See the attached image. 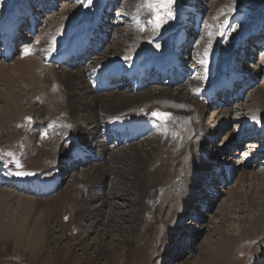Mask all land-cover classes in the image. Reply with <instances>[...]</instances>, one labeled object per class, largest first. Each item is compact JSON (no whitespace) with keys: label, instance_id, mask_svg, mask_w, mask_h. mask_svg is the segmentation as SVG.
Wrapping results in <instances>:
<instances>
[{"label":"bare ground","instance_id":"bare-ground-1","mask_svg":"<svg viewBox=\"0 0 264 264\" xmlns=\"http://www.w3.org/2000/svg\"><path fill=\"white\" fill-rule=\"evenodd\" d=\"M193 1L196 4H193ZM220 1V4H229L227 0ZM229 1L230 3L232 2L230 6L234 7L237 5L236 0ZM138 2L133 5L131 10L129 9L128 12L125 11V14H127L130 19L134 17L136 18L134 22L135 25L141 21L142 16L138 12ZM239 2L241 3L242 0H240ZM19 3L20 2L18 0H6V2H4L2 5V9L0 6V11L2 10L1 15L3 14V18L5 17V15H9L10 13L18 14L13 6ZM185 3V5H187L189 1H186ZM191 3L192 4L190 8L192 9H196V7L203 8V6H207L206 0H192ZM75 9H78V5L76 7L66 6L60 13L55 15L49 14L53 20L49 21L50 23H47V25L42 27V32L40 28V30L37 28L39 32L37 41L38 47L41 52L49 51V49L54 45L57 38L65 36L68 32L71 31L72 26H74L76 30L79 31V34L82 33V31L80 30H82L84 27L81 25V22L84 19H79L77 22H74L76 15ZM214 11L215 8L211 12V23L215 18L213 14ZM262 15L264 16V13ZM42 22L44 21L42 20ZM213 25L214 24H212V26ZM154 26L155 25L152 24V27H150L148 30L152 32H156V30H159L158 28H154ZM185 26H187V24H185ZM215 30H217L216 25L213 31H209L210 35L207 36V38L209 39V43L207 45L201 44L200 48H198L199 50L197 55H200L199 62L203 63L204 67L206 65L208 68L216 66V69L219 70L224 64L229 65L230 63H233L234 60H238L240 58V54L236 51L234 45H232L231 43H225L221 45L222 50L220 52H217L215 50V46L218 41H216L217 32L215 33ZM140 33H142L141 30L132 28V25L129 26L128 30L119 29L118 34L122 35V37H125L124 40L114 39L113 42L109 44V48L112 51V54L110 56H95L101 59L103 58V61L99 60L93 64V66H95V69H115L120 66H127L128 59L126 60V57L133 58V56L135 57L136 54L148 52V50H146L149 49L147 46V40L148 38H150V35L147 34V36H142L140 35ZM157 36L158 34H155V36L153 35L152 37ZM155 44L151 45L154 48L150 49L148 53H153V55L157 56L158 58L163 57V55L167 51H171L170 46H164L163 43H159L160 48L157 49L155 47ZM210 46H212V48H210ZM132 47H134V51L131 50ZM205 52H207L208 54L205 55ZM254 56H256V54H254ZM8 65L9 64H7V62H0V85H4V90L2 89L4 96L2 99L0 98L3 101V104L0 105V117L2 116L3 118V115L12 114L13 111L21 110L24 107L22 105V102L23 95L25 93L30 95V99L34 98L35 100H37V102L43 103L44 100H48L49 105H47V107H51V114H53L54 111H57L58 114L61 110V112L63 111L62 120L67 119L73 122L69 124L67 121L66 127L70 129L69 131L71 133L68 132V134L70 133V137L72 136L75 139L71 142L72 139H69L70 141H68L66 138H64L66 136L60 138V140L62 139L64 143V151H69L71 154L68 155L66 154V152L64 153L63 150L61 151L62 158L60 159L57 169H59L61 172V166L67 167L69 164H71V161L75 160L73 152L76 150V148H81L88 154L94 153L95 149V151L103 156L104 162L96 165L94 164V166H92L94 170L90 169L91 171L93 170L92 173H89L86 170L84 171L83 176L76 177L73 180L72 184L74 185H72L73 187H71L73 189H69L68 191V188H65L64 190L59 192L62 200L69 203L71 202L73 203V205L75 204V206H78V208L76 209L78 216L75 222L83 224L84 221L86 222L85 219H90L94 223H92V225H94L92 232H94V230H96L98 225L100 224V221H102L101 212L104 210L105 206H110V212H112L110 220L115 221V214H120V216L126 215L127 219L124 221L122 220V227L119 230L121 231L123 228L125 229L126 226L124 225V223L125 221H129L130 225L127 226V228H129L131 233H134L135 235V232L140 230L138 229L140 228L141 224L140 219L143 215L142 212L145 209V204L143 201L146 199L145 197L148 196V190L151 186H149L146 180L152 183L151 179L153 178L154 185L155 182L161 184V180L164 177H166V181L169 180L167 172L165 173L163 171V169H165V165L163 166L164 161L163 157L161 159V156L164 151L160 150L162 149L160 144L164 145V143L167 141V146L174 144L176 146V149L174 147L173 149L180 152V155L172 153L175 160L178 159V161H174L175 163L172 164V168L174 169L173 180H178L179 182L178 187H175L176 189L172 190V192H169L170 194H172L169 198V202L175 201V203H173L170 208H181L182 212H184L185 215H189L193 213V210L196 208V206L200 209V203L201 205L204 203L207 206L206 210L208 208H211L214 202L220 196V194L217 195L219 193V191L217 190V185L223 182L219 180L220 174H216L214 170L218 165L222 166L223 163L233 164L230 163L231 161H228L229 158L227 157L231 149H227L226 147L228 145L234 144L236 146L235 148L238 149L237 143L235 144V142H237V132L235 131V128L236 126H238L237 124H239L240 121L236 120L237 117L232 115V110L230 111L228 107L222 108L221 106H217L213 108L211 104H207L193 95V92L195 90L203 87V83L206 80H209L208 76L202 73L199 77L192 78L187 84L178 86V88H160L157 86L156 89H152L150 91L144 90L137 91L135 93L132 90H128L122 92L119 95H116L118 91L116 93L107 92L104 94L98 93L92 88L90 81H88L87 79V74H85L90 67L88 69L79 68L78 70H69L66 68V66H64L62 70H59L56 66L48 65L46 64L45 60H41L39 57L34 56H29L25 59L17 58L14 64L10 66ZM249 67H252L249 68L252 70V72L254 70L255 72H257L258 70L257 67H254V65L252 64ZM22 83H26V86H23ZM256 93L257 96H255V98L253 99V104H255L256 106L255 114L258 115L260 111L264 113V85L259 87L256 90ZM46 95L47 98H45ZM0 96L2 97V95ZM58 98H60L61 100L59 104H56L55 102L56 100H58ZM27 99L28 97L24 99L25 103ZM62 105L65 106L63 110L61 108ZM33 106L34 105H32V107ZM208 106H212V108L214 109L213 116L215 117V119L213 120V126H210L211 124L207 125L201 123L203 116L208 111ZM242 107H244V105ZM155 108L162 109L167 113L170 112L172 114V117L169 120L164 121L166 123L170 122V127L167 129L165 128V126H162L154 133L157 134V132H160L162 134V136L157 137L156 140H158V144L154 143L156 146H152L154 145L153 142L149 141L150 139H146L143 142H150L147 145L152 146L151 148H143L141 144H138V146L131 144L127 146L130 148V150H127L126 148H120L116 151L109 149L108 145H106V142H104L105 139L102 135V129H98L99 127H102L103 124H106L105 120L107 121L113 116H122L126 112L128 113V111L130 110L131 112L134 111L133 114L137 115V111L139 110L145 109L150 113ZM36 110L42 111V108H36ZM46 113L48 112L46 111ZM142 114H145L144 111L142 112ZM37 115L42 116L39 112ZM259 117H263L264 120V114L260 115ZM234 122L236 123L234 125L235 128L231 130L232 132L230 130L225 132L224 140L219 143V147H217V145L212 146L215 150L211 152V157L207 158V155L204 156L203 152L205 151V154H207V151L209 150L208 146L210 145V143L214 144V142L216 141L215 138L219 135V132L228 129L234 124ZM81 123H87V126L83 127L81 126ZM256 123L264 127V121L262 122L260 120H256ZM88 125H91L92 128L89 129ZM154 134L150 138H153ZM172 134L175 135V137H173ZM28 137L30 142H33L35 140V138L33 137ZM54 138L55 140L58 139L56 134L54 135ZM40 143L44 145L45 142ZM251 147L257 148L256 145H252ZM221 150L223 151L224 155H221ZM252 150V153H254L255 150ZM154 154L158 156L154 157ZM234 156L238 158L237 155ZM237 158L234 159L235 161L237 160V164L233 166L235 168L242 166L241 170H243V168L246 166L244 165L241 158ZM158 160L160 161V165L162 166L157 168V171H155L154 173H149L150 167L155 165V162ZM166 166L167 169H171V164ZM161 171L164 172V174L161 173ZM250 171L247 173H245L246 171L241 172L239 178L240 180L238 181V183L236 185H233L230 191L224 190V192L232 194V198H240L241 202L243 201L246 206L250 205V203L252 202H255V199L258 198L261 208L258 209L260 210V212L257 219L259 217L260 219L257 221H252L250 223V227L241 232L240 235L243 236V240H241L239 236H224L222 240L223 243L221 244L218 253L209 252L207 254L209 258H212L214 261H216V264H232V262L229 263V257L233 255L237 245L240 247L242 241L255 239L257 232L264 231V229H259L263 226L262 224H264V167L261 170H257V172ZM155 173H157L156 178H154ZM59 175L60 173L58 172L53 176L59 177ZM108 177L111 180L110 183L114 184L112 189H110L108 192L109 196H107V194L105 193L102 197V200L104 199V201L101 202V204L98 203L95 207L93 206L92 209H89L91 207L88 208L87 206H92L96 201L95 199H93V197H96L95 189L98 188V186H105L104 184ZM225 179L226 182H229L228 184L233 181V179L229 180L227 179V177ZM80 181H82V184L80 183ZM257 184L259 186L261 185V187L258 188L259 186ZM28 185L29 184H27L25 187H28ZM248 186L253 188V190L251 189L252 193L249 192L250 194H248L247 192ZM239 187L240 190L238 189ZM257 188L260 190H257ZM117 189L120 190L117 191ZM74 191H78V194H80L81 192L82 196L79 195V197L81 196V198H78V194H76V196L74 197ZM121 192H124V194L120 195ZM133 193H136L137 195L135 198H133V196L132 198H129L130 202H128V206L130 207V209H127V211L125 212L117 211L123 206L119 202L111 203L109 198L111 195H114L115 197H117V199L121 198L124 201L127 200L125 198L126 195H133ZM101 194L103 195V193H100L98 194V196H101ZM35 200H37L38 202H43L42 199ZM227 202L231 203L232 207L236 205V202H233L231 198H227ZM199 211L200 212L198 215L200 219L201 217H203V211ZM45 212L48 213L47 211ZM46 216L50 218L49 220L51 223L53 216H51V214H47ZM180 219L179 221L181 222ZM179 221L177 223L178 225L180 223ZM103 225L107 226L109 224L104 223ZM191 226L192 224L188 225V227L186 228L189 229ZM180 229L179 227H174V229L166 231V235L164 237L165 239L162 243L164 245H168V248L166 249L168 257L166 258L165 255L163 257V259L166 260L165 264H170L171 259H169V257H173L174 255L179 256V254H181L182 248L185 245L182 241L184 237L194 239L195 236L197 237L198 235V232L193 227L190 232L188 231L184 234L181 233L179 235V238H177L178 235L177 237L175 236L176 230L180 231ZM47 232V240L50 241L51 244L55 240V238H53V236H55V232L51 230L50 227L47 229ZM110 234H112V230H109L107 227L105 229L103 237L99 242L100 247L96 251L95 258H102L105 254H107L108 251L105 244L106 238ZM129 242L130 240L126 239L125 245L127 255L125 256L127 257V259L135 255V253L133 252L134 250H132V245ZM173 243H176V245L179 246V249L175 254L173 253V249L176 247H174L173 249H171L170 247ZM64 249L69 256V261H71L73 259L72 257L74 256V254H72L74 253V250L70 251V249L67 247ZM255 252L256 254H258L259 251L256 250ZM220 255L223 256L220 257ZM262 257H264V255H262ZM93 260L94 259H90L89 261L85 260L83 264H94ZM187 262L188 261H184L183 264H186Z\"/></svg>","mask_w":264,"mask_h":264},{"label":"rangeland","instance_id":"rangeland-1","mask_svg":"<svg viewBox=\"0 0 264 264\" xmlns=\"http://www.w3.org/2000/svg\"><path fill=\"white\" fill-rule=\"evenodd\" d=\"M127 1L128 0H121L123 12L124 11L128 12L129 9L131 10L133 5L139 1L138 7H141L140 10L144 14H146L147 17L148 15L150 17L153 14V10L152 9L149 10L148 7L149 3L151 2L155 10L160 11L159 16L163 20L162 23L163 28L159 30L162 31L163 29L166 28L167 24L172 21V18L166 15L167 12L169 11V7H171L172 13L174 14V16H176L175 15L176 11L184 7L185 5L184 1L186 2L189 0H176L175 4L171 6H167L166 3L164 2L165 5L163 7L160 5V2L162 0H129L128 2ZM227 1L229 4L226 5V4H220L221 3L220 0H206L207 6L204 7L210 10V14L206 18L207 32H205L202 45H207L209 41V39L207 38L208 29L209 31L210 30L213 31L216 25L219 26L218 31H221L220 26L222 24L224 25V23L228 21L231 15L234 14V12L240 10L241 7H243V5L250 8V12L252 13V15L251 14L248 15L251 18H253V16L254 17H257L259 15L263 16L262 14L264 13V0H242L241 3L239 2L240 0H236L237 5L234 7L230 6L232 2L230 3L229 0ZM4 2H6V0H4ZM3 3L0 5L1 9ZM66 3L63 4L65 5ZM126 3L129 8L126 6ZM156 5H159L158 9ZM66 6L76 7L77 5L71 4ZM66 6L63 7L60 6L59 10L56 11V14L60 13ZM214 8L215 11L213 14L215 18L214 20H212L211 23L210 17H211V12ZM244 8L245 7H243L241 10H243ZM1 12L2 10L0 11V14ZM75 12L76 15L74 22H77L81 17V12L80 9L79 10L75 9ZM141 15L143 16V14ZM123 19L125 20V22L122 23L120 27L117 29L116 34L118 37L115 36L114 39L124 40L125 37H122V35L118 34L119 29L128 30L129 26L131 25L132 28L140 27L139 25H144L146 26V28H148L149 27L148 24L150 22H153V20H150V21H146L144 24L133 26L134 23L131 22V20L127 15H125ZM42 20L44 21V23H41V28H40L41 32L43 30L42 27L47 25V23H50L49 21H52L53 19L51 18L50 15H42L40 17V21L42 22ZM212 24L214 25L212 26ZM242 31L243 30H241V32ZM141 32L142 33H140V35L147 36L148 34L150 35V38L153 35L155 36V34L159 33L158 30H156V32H152L149 30H141ZM214 32L216 33V30ZM150 38H148L147 40L148 41L147 46L149 49L146 50H148V52L150 51V49L154 48L153 46H150L151 45ZM114 39H111V41L113 42ZM109 44L110 43L105 45L107 47V51H105L104 53L105 56L106 55L110 56L112 54V51L109 48L110 46ZM200 46L198 48H200ZM133 48L134 47H132L131 50L134 51ZM16 59H17L16 57L12 58L10 62L7 63L9 64L8 66L14 64ZM99 60L103 61V58L102 59L100 58ZM0 62L2 61L0 60ZM262 62L264 63V59H262L259 63ZM57 68L59 70H62L64 66L62 67L60 66ZM78 69L79 68L73 70H78ZM22 85L26 86V83H22ZM262 85H264V81H262L256 89L254 88V90L251 89L249 91L250 92L249 93L250 95L248 97L249 100L246 102L244 107H241L242 109H240L239 113L245 114V112L248 110L249 112H253L251 113L252 115L255 114L256 106L255 104H253V99L255 98V96H257L256 90ZM1 86L2 85H0V91H1L0 95H2V97L0 96V98L2 99L4 96L3 93L4 85L2 87ZM152 86L153 88L145 89V90L150 91L152 89L157 88L156 85H152ZM128 88L130 87L126 86V88L124 89L121 90L116 89L109 92L116 93L118 91L116 95H119L124 91H128L129 90ZM24 95L22 102V105L24 107L21 110L13 111L12 114L3 115V118L2 116L0 117V172L3 174V176L5 177L8 183V184L6 183L0 185V264H83L85 260L89 261L90 259H94L93 260L94 264H165L166 260H164L163 257L164 255L166 258L168 257L166 250L168 248L167 247L168 245H164L162 243L163 240L165 239L164 237L166 235V231L172 230L174 229V227L177 228L179 227V229L181 228L180 231L176 230L175 236L177 237L178 235L177 238H179V235L181 233L184 234L185 232L188 231L190 232L193 227L198 232V235L197 237L195 236L194 239L187 237H184L182 239L185 245L182 248L181 254H179V256L174 255L173 257H169V259H171L170 264H183L184 261H188L186 264H216V261H214L212 258H209L207 254L209 252L218 253V250L220 249V246L223 243L222 240L224 236H231V237L239 236L240 239L243 240L242 239L243 236L240 235L241 232L249 228L250 223L252 221H257L260 219V217L257 219L260 212V210L258 209L261 208L259 205L258 198L255 199V202H252L250 203V205H247L248 206L247 207L246 204L243 203V201L241 202L240 198H236V197L232 198V194L224 192V190L230 191L231 187H233V185H236L238 183V181L240 180L239 178L241 172L246 171L245 173H247L250 171V170L249 171L245 170L247 169L246 167H244L243 170H241L242 166H239L241 168L238 169V173L234 176L232 183H230L229 185L219 184L217 186V190L219 191L220 194L219 199L214 202L211 208H208L207 210H203L202 212L203 217H201V219H199V215H198L200 209L197 206L193 210V213L189 215L186 214L187 216L184 214V212H182L181 208H175V209L170 208L171 205L175 203V201L169 202V198L172 195L169 192L170 191L172 192V190L176 189L178 187V182H179L178 180H173L174 169L172 168V164L175 163L174 161H178V159L175 160L172 153H176L178 155L180 152L173 149V147L176 149V146L174 144L167 146V142H168L167 141L164 143V145L160 144L162 147V149L160 150L164 151L161 156V159L163 157V161H164L163 166L165 165L164 166L165 169H163V171L165 173L167 172L168 174L167 176L169 180L166 181L165 180L166 177H164L161 180V184L155 182V185L153 183L154 180L153 178L151 179L152 183L146 180L149 186L150 185L151 186L149 187L148 190L149 193L147 194L148 196L145 197L146 199L143 201L145 204V209L143 210L142 212L143 215L140 219L141 224H140V228H138L140 230L136 231L134 235V233H131L130 229L127 228V226L130 225L129 221H125L124 225L126 227L124 226L125 229L123 228L120 231L119 229L122 227L121 226L122 220L123 221L126 220L127 216L126 215L120 216V214H115L114 219L116 222L110 220V217L112 216L111 214L112 212H110V206L109 207L105 206L104 210L101 212L102 221H100V224L98 225L97 229L94 230V232H92L94 228L93 227L94 225H92L93 222L90 219H85L86 222L84 221L83 224H79L75 222L78 216L77 215L78 213L76 212L78 206L77 205L75 206V204L73 205V203L71 202L69 203L67 201L62 200V197H60L59 192H61L65 188H68L67 189L68 191L69 189L70 190L73 189L71 188L73 187L72 185H74L72 184V182L76 177L83 176L84 171L86 170L89 173H92L94 170L92 166H94V164L96 165L104 162V159L98 162L97 161L87 162L85 164L82 161L80 162L79 160H76L77 161L76 163L71 162V164H69L67 167L61 166L62 168L60 172V170L57 169V166L60 162V159L62 158L61 151L63 150L64 153L66 152L64 151L65 148H64L63 140L62 139L60 140V138L64 136L67 137L71 133L69 131L70 129L66 127V122L68 121L69 124L73 122L67 119L62 120L63 111L61 112V110L58 114L57 111L56 112L54 111V113L51 114L50 113V111L52 110L51 107L49 106L47 107V105H49L48 100L47 101L44 100L43 103H41V102H37V100H35L34 98L30 99V95L26 93ZM27 97L28 99L25 103L24 99H26ZM45 98H47V95ZM60 100L61 99L58 98V100L54 102L56 104H59ZM2 104L3 101L1 100L0 105ZM32 105L34 106L32 107ZM64 107L65 106L62 105L61 107L62 110L64 109ZM36 108H42V111L39 110L37 111ZM211 108L212 106H208V111L203 116L201 123L207 125L211 124L210 126H213L214 124L213 120L215 119V117L213 116L214 111L211 110ZM228 109L230 111L232 110V115L236 116V109H234V106L231 105V107H228ZM46 111L48 113H46ZM38 112L42 116L37 115ZM133 112H131L130 110L128 111V113L126 112L124 115H122V117L129 116L133 114ZM262 114L264 113L260 111L258 115L256 114L255 115L260 116ZM115 117L117 116H113L107 121L105 120V123L113 120V118ZM122 117H119L118 119ZM54 120L56 122H59V124L56 123V125H52V124L48 125L46 129L43 131L42 136H40V131L41 129H43L41 125L44 124V122H50ZM235 124L236 123L234 122V124L231 127L219 132V135L215 138L216 141L214 142V144L210 143V145L208 146L209 150L207 151L206 154L207 158L211 157L210 156L211 152L215 150L213 149L212 146L217 145V147H219L218 146L219 143H221L224 140L225 132L229 130L231 131L233 128H235L234 126ZM91 125H88L89 129L92 128ZM81 126L86 127L87 123H83V124L81 123ZM98 129L101 130L102 127H99ZM68 132L70 133L68 134ZM55 134L58 137V139L56 140L54 138ZM28 136L35 138V140L33 142L32 141L30 142ZM103 137L105 139V136ZM157 137L158 136L156 137L154 136V138H152L153 140L151 138L148 139H150L149 141L153 142V144L154 143L158 144V140H156ZM173 137H175V135H173ZM71 139H74V137H72ZM72 141L73 140H71V142ZM40 142L42 143L45 142V143L44 145H42ZM143 143L139 142L138 144H141L143 148H151L152 146H156L155 144L152 146L147 145L148 143H150L148 141ZM236 143L239 147L238 140L237 142H235V144ZM138 144H133V145L138 146ZM251 145L257 146V143L252 142ZM120 148L121 149L126 148L127 150H130V148L127 146L115 148L114 150L116 151ZM226 148L228 149L229 147L227 146ZM94 152H96L95 149ZM66 154L70 155L71 153L67 151ZM230 155H231L230 156L231 160L229 159L228 161H231L230 163H234V165L237 164L236 162L237 160L236 161L234 160L237 157L234 155H237L239 157L238 152L232 150ZM157 156L158 155L154 154V157ZM170 164H171V169L169 168L167 169L166 165H170ZM17 165H20L22 167H18ZM161 166L162 165H160V161L159 160L156 161L155 165L150 167V169L148 168L149 173H154L155 171H157V168ZM250 168H251L250 172H255V171L257 172V170H261L263 167L257 170L254 169L253 167ZM90 169L93 170L91 171ZM20 171L31 172L33 173V175L26 177L15 175L16 172H20ZM58 172L60 173L59 177L61 179V184H60L61 186L59 187L58 190L48 193L46 197L39 196L38 198H36V196H34L32 193L30 194L24 193L19 188L17 189L16 186H12L10 183L11 181L14 182L17 179L21 180L18 181L17 184L20 182H25L23 180H30L31 178L34 177L35 179H44L45 176L47 175L53 176L55 173ZM164 172L161 171V173L163 174ZM154 176H155L154 178H156L157 173H155ZM110 181L111 180L108 177V179L105 181L104 184L105 186H100V187L98 186V188H103V189H98V188L95 189L96 197H93V199H95L96 201L92 206H87L88 208L91 207L89 209H92L93 206L95 207L98 203L101 204V202L104 201V199L102 200V197L104 196L105 193L107 194V196H109L108 192L114 186V184L110 183ZM80 183L82 184V181H80ZM250 186H248L247 189L248 194H250L249 192L252 193L251 189L253 190V188H251ZM260 187L261 185L258 188ZM258 188L257 190H260ZM238 189L240 190V187ZM119 190L120 189H117V191ZM82 193L80 192V194H78V191H74L73 196L75 197L76 194H78V198H81ZM100 193H103V195L101 194V196H98V194ZM121 194H124V192H121L120 195ZM79 195L81 196L79 197ZM136 195H137L136 193H133V195L128 194L125 197L127 200L124 201L121 198L117 199V197H115L114 195L113 196L111 195L109 198L111 203L119 202L123 206L117 211L125 212L127 211V209L128 210L130 209V207L128 206V202H130L129 198H132V196L133 198H135ZM33 198L42 199L43 202H38ZM227 198H231L233 202H236V205L232 207V204L227 202ZM45 211H47L48 213H46ZM47 214H51V216H53L51 223L49 220L50 218L46 216ZM196 216L198 217V220ZM179 219L181 220V222L179 221ZM178 221L180 222L179 225L177 224ZM104 223H107L109 225L104 226L103 225ZM190 224H192V226L189 229L186 228ZM262 225L263 226L260 227L259 229L263 230L264 224ZM49 227L51 228V230L55 232L54 233L55 236H53L55 240L51 244L50 241L47 240V233H48L47 229ZM107 227L109 230H112V234H110L106 238L105 246L108 252L102 258H95L96 251L100 247L99 242L103 237L105 233V229ZM126 239L130 240L129 243L132 245V250H134L133 252L135 253V255L131 256L129 259H127V257L125 256L127 255L126 245H125ZM66 247L69 248L70 251L74 250V253H72L74 254V256L72 257L73 259L71 261H69V256L65 252L66 250L64 248ZM170 247L171 249L176 247L173 249L174 254L179 249V246L176 245V243H173ZM256 250L259 251L258 254H256L255 252ZM234 251L235 252L233 253V255L229 257L230 258L229 263L232 262V264H264L263 262L264 257H262V255H264V231L257 232L255 239L242 241L240 247L237 245ZM222 256L223 255H220V257ZM220 264H224V263H220Z\"/></svg>","mask_w":264,"mask_h":264},{"label":"snow or ice","instance_id":"snow-or-ice-1","mask_svg":"<svg viewBox=\"0 0 264 264\" xmlns=\"http://www.w3.org/2000/svg\"><path fill=\"white\" fill-rule=\"evenodd\" d=\"M82 2L87 3L89 5L92 4V0H82ZM175 2H176V0H166V5L167 6L174 5ZM148 7H149V10H151L153 8V4L150 2L149 5H148ZM156 7L158 9L159 5H156ZM166 15L168 17L172 18V19H175V16H174V14L171 11V7H169V11L167 12ZM162 23H163V20H162V18L159 16V14L157 12V16H156V27L157 28L161 27ZM220 35L223 36L224 33H220ZM155 47L157 49L160 48V44L159 43H156L155 44ZM25 52H26V54H28V50H25ZM207 54L208 53L205 52V55H207ZM125 59L126 60L127 59H130V57H126ZM152 115H153L154 118H157V119H160V120H164V121H167V120H169L172 117V114L171 113H164V112H154ZM17 166L18 167H22L20 165H17ZM15 175L22 176V177H26V176L33 175V173H31V172H25V171H20V172H16Z\"/></svg>","mask_w":264,"mask_h":264}]
</instances>
